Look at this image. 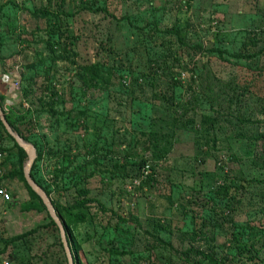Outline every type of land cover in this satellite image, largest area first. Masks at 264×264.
<instances>
[{
  "label": "rangeland",
  "instance_id": "1",
  "mask_svg": "<svg viewBox=\"0 0 264 264\" xmlns=\"http://www.w3.org/2000/svg\"><path fill=\"white\" fill-rule=\"evenodd\" d=\"M182 1L0 0V95L12 118H33L22 129L42 152L35 177L63 203L72 192L62 187L82 180L128 220L100 243L87 239L91 224L77 230L89 264H109L116 236L135 252L112 264H213L150 248L158 238L224 264H264V188L226 190L227 178L264 179V52L252 67L245 59L264 50V0ZM197 46L223 58L206 63ZM94 62L93 83L81 66ZM244 87L231 111L228 97ZM1 145L11 151L5 163L0 152V264H60L51 226L9 241L49 219L22 181L4 177L17 149L5 135Z\"/></svg>",
  "mask_w": 264,
  "mask_h": 264
},
{
  "label": "trees",
  "instance_id": "2",
  "mask_svg": "<svg viewBox=\"0 0 264 264\" xmlns=\"http://www.w3.org/2000/svg\"><path fill=\"white\" fill-rule=\"evenodd\" d=\"M191 1L192 0H183L182 3L184 5H186L188 8L191 5ZM4 8V4L0 5V13L3 11ZM91 10V8H88ZM32 14L34 16H43V17H47L50 15L49 12L47 11H41L38 9H35ZM0 25H1V20H0ZM171 31V30H169ZM3 39L2 37V32H0V41ZM178 39L181 41L182 45H185V43L183 42L182 39H180L178 37ZM2 42V41H1ZM196 48H198L199 50H201V52L203 53V56L206 59V63L210 60V58L212 56H214L215 54H217V56L222 57L223 55V50L221 49H214V48H208L205 49L202 46H197ZM264 52V50L258 52V53H253L251 56H246L245 54H243L242 52L240 53H236L233 56L239 60H237L238 63H243L240 62V58H245L248 59L250 61H252L251 63H249V67H252L253 64L257 63V59H259L260 55ZM247 64V63H245ZM81 69L88 73L90 75L91 81L94 83L95 81L97 82L99 79H101L99 71H100V66L98 64V62H94L92 64H86V65H82ZM4 73H7L6 70H2ZM29 78H27L28 80ZM91 83V84H93ZM94 85V84H93ZM236 86H233V91L235 90ZM250 89H247L244 87V89L242 90H236V92H233L229 97H228V104H229V108L232 111V107L233 105L236 104H242L243 103V97L246 94V92H248ZM27 90L24 88L23 90V95L27 96ZM4 96L0 95V104L3 108V101H4ZM3 111L5 113L6 119L9 122L10 126L13 128V130L15 132H17L25 141L31 142L32 139L30 138V136L26 135L24 130L22 129V127H27L29 130L31 128V125L33 124V118L31 116H17L15 118H12L7 112H5L4 108ZM83 114H85V112H83ZM7 136L12 142H13V146L17 149V164L15 166H13L9 171H7L4 174V177H12V178H18V180L22 181L25 185V187L28 190V193L30 195V197L32 199H36L38 200V202L40 203L41 209L44 210L45 212H47L48 215V219L49 222L48 224H44V225H39L36 226L35 228H32L29 231H26L22 234H18V235H14L12 236L9 241L14 242V241H18L20 239H23L29 235H32L38 231H40V229H42V227H48L51 226L54 229L59 230L58 226L56 225L55 221L52 219V217L50 216L47 208L45 207L42 199L40 198V196L29 186V184L27 183L25 176H24V166L26 161L28 160V155L27 152L18 145V143L15 141V139L7 132V130L5 129L4 125L2 124V121L0 120V139L3 138V136ZM154 136H157L156 134H154ZM158 136H162L160 134H158ZM264 139V127L262 129L259 130L258 132V138L257 140H261ZM168 140V139H166ZM36 146V143H34ZM171 144V142H170ZM170 147V146H169ZM10 151L11 149L9 147L6 146H0V152H3L4 155V159H3V163H5L8 159V157L10 156ZM42 156V152L41 150H38V158H41ZM142 164H144L145 162L142 161ZM34 166H32L31 169V176L32 178L45 190V192L50 196L53 192V190L50 188V186L48 185H44L40 180H38L35 175H34ZM84 170V168L82 166H76L75 170H74V174H80L82 171ZM57 175V174H56ZM242 181H246L245 183L240 182L239 184L234 183V181L231 178H227V195H228V191H230L231 187H235L237 192L244 191V190H250L251 188H256V187H262V189L264 188V179H256V178H251V179H243ZM63 191H59V195L63 192H72V198L70 200H66L64 203L60 202L59 200H54L52 199L53 205L59 215V217L61 218L65 229H66V233H67V237H68V241H69V245L71 248V252L73 255V260H74V264H89L88 262H86L84 260V254H83V249H82V245H81V241L79 240V238L76 235L77 230H79V228L85 224H91L92 227V232L90 233V235H88L87 239H95L97 243H100L101 239L104 238L107 233H111L112 230L114 229H119L120 227H122V229L124 230V226L120 225L121 223H127L128 220L122 216H120L119 214H117L116 212H114L113 210L109 209L104 203H102L101 200H99L97 197L91 196L90 195V189L83 184L82 180L80 182H75L73 185L69 186V187H62ZM237 203L241 202L240 198H235ZM111 212L110 217H107L106 222H102V220L100 221L99 216L100 215H107L108 212ZM116 218V222L113 225L111 219ZM117 242L120 244V246H115L114 242ZM59 245L61 248V252L60 254H58L59 258L58 261L60 262V264H69L68 263V258L63 246V242L61 240V235L59 237ZM108 243L110 244V247L106 249L107 254L109 255V264H112V261L114 258H118V257H123L125 255H130L133 254L135 251L131 248L128 249L127 247V242H125L124 240H121L118 236L114 237V238H109L108 239ZM148 244V243H147ZM129 245V244H128ZM132 245V242H131ZM154 248V247H160L162 249H167V250H171L174 251L178 256H184L185 259L190 258L191 254H194L198 257H200V261L203 262L205 259H208L211 263L213 264H224L222 261H218V260H214L211 256H209L208 254L199 251L197 249L191 248L185 252H179L178 250H176L175 248H173L172 244L169 242H165L163 241L161 238H158L157 243L152 244L150 246V248ZM49 253L44 252L42 258H46L48 257Z\"/></svg>",
  "mask_w": 264,
  "mask_h": 264
},
{
  "label": "water",
  "instance_id": "3",
  "mask_svg": "<svg viewBox=\"0 0 264 264\" xmlns=\"http://www.w3.org/2000/svg\"><path fill=\"white\" fill-rule=\"evenodd\" d=\"M0 120L2 121V124L4 125L7 132L15 139L18 145L21 146L27 152L28 160L24 166L25 179L27 183L29 184V186L40 196L50 216L52 217V219L55 221L56 225L58 226L60 230L61 240L63 242V246L65 249L67 258H68V263L74 264L73 255H72L71 248L69 245L65 226L53 205L52 199L31 176V169L37 158V151H36L35 146L32 143L25 141L17 132L13 130V128L10 126L9 122L6 119V116H5V113L3 111L1 104H0Z\"/></svg>",
  "mask_w": 264,
  "mask_h": 264
},
{
  "label": "crops",
  "instance_id": "4",
  "mask_svg": "<svg viewBox=\"0 0 264 264\" xmlns=\"http://www.w3.org/2000/svg\"><path fill=\"white\" fill-rule=\"evenodd\" d=\"M1 80H2V81H1ZM3 83H7V82L0 78V90H2V91L0 92V94L5 95V93L7 92V87L4 86Z\"/></svg>",
  "mask_w": 264,
  "mask_h": 264
},
{
  "label": "built area",
  "instance_id": "5",
  "mask_svg": "<svg viewBox=\"0 0 264 264\" xmlns=\"http://www.w3.org/2000/svg\"><path fill=\"white\" fill-rule=\"evenodd\" d=\"M1 155H2V154L0 153V157H1ZM4 197H5V199H9V198H10V196H9L8 193H5V194H4ZM6 264H8V263L6 262Z\"/></svg>",
  "mask_w": 264,
  "mask_h": 264
}]
</instances>
